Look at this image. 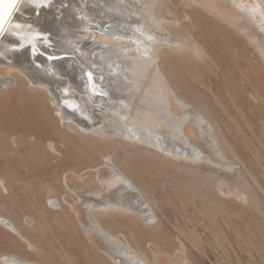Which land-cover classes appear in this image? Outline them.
Wrapping results in <instances>:
<instances>
[{
	"label": "rangeland",
	"instance_id": "obj_1",
	"mask_svg": "<svg viewBox=\"0 0 264 264\" xmlns=\"http://www.w3.org/2000/svg\"><path fill=\"white\" fill-rule=\"evenodd\" d=\"M101 1L94 0V4L91 3V7H96ZM108 1L112 2L111 4L113 5V0H105L104 3ZM148 1L122 0L120 1V6L117 3V5L114 4L118 8H116L117 10H112L113 12L109 14L107 10L106 16L109 19L104 25L106 28H109L111 33L115 28H121L122 30L116 29L117 33L115 31L113 33H116H114L115 37H121L120 35L122 34L121 39L123 40L135 34L145 36V33L138 32L136 27L133 26L131 29L133 32L129 28L132 27V24H139L140 21L138 20L144 21V25L140 23L141 26H145L147 22L150 23V26L153 25L155 20L153 17L148 16L146 10ZM188 1L165 0L162 7L163 9L165 8L163 16L167 17V19L178 20L179 23L189 27L184 28L179 33L183 36L194 35L203 45L204 49L210 51L214 57L211 60L184 59L179 54H172L170 57L173 63L168 70V74L174 87L179 86L182 95L209 117L214 125L219 146L229 159L226 158L225 160L224 158L221 160L222 163L219 166L213 164L212 166L205 160L206 158H217V156H212L217 149L214 150L215 147L210 146L211 140L208 135L206 138H196L192 135L194 143L192 141L187 143L190 146L188 147L187 145V149H185L186 143L183 144L179 138L177 139L178 141L174 140L177 137L173 138L171 133L167 134L168 131L160 127L156 128L160 132L156 130L154 135L157 134V139L160 141L167 139L168 141L163 142L165 145L171 146L170 151L172 153L183 154L182 158L184 159L181 160L179 158L171 161L146 149H139L135 145L125 144L117 140L94 141L73 134L74 140L78 144L75 148L58 136L60 129L66 130L62 125H57L58 130L56 134L40 132L41 138L44 141L43 146L42 144L39 145V143L35 145H16L12 142L11 137L3 141L2 136L4 131L0 127V175L4 176L9 183V190H5L0 200L1 211L13 219L35 244L47 249V251L49 250L50 262L62 264H112L96 247L90 244L80 226L78 218L69 216L67 208L61 210L60 205H58L59 201L56 199L58 206L52 207L48 199L50 195H53L61 198L63 201L65 195L67 196L68 191L64 187L63 180L66 171L72 169L82 171L89 166L98 167L103 162L104 154L110 153L119 166L145 192L147 199L154 208V213L150 211V214L153 217L155 214L157 215V219L151 224H143L140 220H136L135 225L131 223V228L126 223L113 224L110 228L117 233L118 239L124 237L122 233L130 235L133 243L140 246L148 257H151L148 243L152 244L151 247L153 246L155 250L162 252L156 245L151 243L154 241L162 249L172 254L173 258L184 255L181 254L184 252L190 259L191 264H264V68L259 63L256 53L247 45L245 39L225 28L223 24L211 21L216 26L210 23V25L204 24L201 28H192V23L188 22L185 17L186 14L196 16L198 9L194 5L191 6V2ZM49 3H52V0ZM125 3H127V6ZM136 3L137 6H134ZM128 4L130 7H128ZM230 6L226 2L221 7L223 10L227 9V11L230 9L228 12L234 13L233 8ZM38 12L37 15L39 16L40 12ZM110 14L114 15V17ZM56 15L57 13L51 14L46 12L42 16L45 22H50ZM121 15L123 16L121 17ZM124 16L127 17L124 18ZM130 17L132 18L130 19ZM119 18H123L121 20L123 23ZM128 20L131 22L126 23ZM241 20L242 22H248V28L250 29L253 26L254 28L258 26L254 21L250 23L251 19L249 17H242ZM133 21H135V24ZM128 23L129 25H127ZM153 26L150 28H155V30L158 28L156 25ZM110 28L113 29L111 30ZM250 29H247V31H250ZM159 30L158 28V32ZM252 30L253 33L260 31ZM160 32L166 33L163 30H160ZM166 34L169 33L167 32ZM79 36L81 35L79 34ZM256 36H259L260 41L261 39L263 40L261 35ZM87 38L81 37L76 43L69 39L68 43L72 41L69 44L70 47L68 46L69 49L72 48L71 50H73L75 44H81L82 46L79 45V47L82 48L84 45L90 47L95 44L98 45V42H100L96 40L97 43L93 44L94 39H91L92 37ZM90 39L93 42H90ZM128 39H130V42H133L132 38ZM80 40L82 43H78ZM51 42L52 44L48 45L46 49L56 50L55 42ZM71 44L73 47H71ZM102 45L104 49L107 47L105 43H102ZM121 45H116L117 48H114V50L117 49L116 51H118V49L122 48ZM68 47L65 48L68 49ZM86 47L84 46L85 49L88 48ZM69 49L64 50L70 52L71 50ZM118 53L120 55L121 52ZM65 54L72 56L69 53ZM66 57L47 58L51 61H60ZM93 57L94 54L92 55ZM135 64H131V66L135 67ZM77 67L73 68V70H76L75 72L78 71ZM135 68L140 69L139 81L142 79L146 80L144 73L146 69L142 68L145 70L143 72L140 67L138 68L137 66ZM100 70L95 69L93 72L97 71V74L100 72V80L104 81V78H102L103 72ZM75 72L72 71V74H75L72 76L77 78ZM155 78H157L156 84L158 83L157 85H159L163 77L154 76L150 79V83L155 84ZM75 80H79V78ZM106 81L112 82V80L108 79ZM142 82L144 81L142 80ZM166 85L168 84L166 83L164 87H167ZM132 88L134 92L132 90L130 92V89L127 91L133 96V98L131 97L132 99H130V94L125 92L130 102L136 98V94L138 93V88ZM145 95V99L141 102L138 101L140 104L135 111V113L137 112L136 114L140 112L139 114L142 118L140 115L139 118L141 119H144L145 116L141 112L150 111L148 109L157 107V102H159L150 90H147ZM168 96V99L162 102L167 105V111L170 116L177 118L185 114L186 117H189V115L192 117L193 113L196 116L198 111L192 104L189 103L187 105L186 102L177 100L172 91H169ZM4 100L5 95L0 94V107L3 106ZM112 101L113 103L115 101L118 105H123L121 104L122 101L120 102L118 99H113ZM40 102L43 104L42 101ZM96 105L89 104V108L97 115L101 110L98 106L104 105V98L98 100V104ZM110 111L108 112L107 110V113H110L111 116L112 113L116 115L115 117L113 116V119H116L115 126L120 128V121L117 118L120 117V114L117 111ZM126 111L128 112L127 109ZM101 112H104L103 109ZM41 113L46 114L47 111L41 110ZM153 113L148 114L147 118L157 120L159 116L158 112H155L154 115ZM188 113L193 115L191 116ZM102 114L104 115V113ZM187 121V123L184 121L183 127L181 126V130H183L181 133L191 130V128L193 129V122H190V119ZM207 122L205 121L204 124L206 131L209 128V122ZM206 125L207 128L205 127ZM125 126H128L127 122H125ZM107 127L110 130L114 129L109 123ZM139 132V136H148L149 140H152L151 143L157 146L158 142L155 141L156 136L151 135L150 132L145 130ZM49 137L56 138L58 152L46 148L45 142ZM172 142H174L173 145ZM192 143H199L197 146L200 147L199 150L202 149L199 152L202 155L198 153L197 155L203 156L204 152H207L206 150H208L207 153L209 155L206 153L207 155L205 154L204 158L200 159L194 151L192 154V148H190ZM178 145L179 147H177ZM199 145L204 146L202 148ZM196 157L200 161L196 160ZM189 160L191 161L189 162ZM99 170L96 168L93 171L85 170L80 172L81 174H78L80 176L78 178L82 179L86 175L88 177V174H94V178H96L100 174L98 173ZM240 186L242 187L240 188ZM243 187L247 188L243 189ZM53 188L54 190L51 191ZM245 191L248 192L250 197L246 195H243L244 197L241 195V197L239 195L235 196L240 193L246 194ZM48 193L50 194L48 195ZM92 194H94L93 191ZM210 207H212V210H210ZM26 217L28 219L34 218V221L28 220L26 222ZM122 217H125V215H120L118 218L123 219ZM131 235L133 236L131 237ZM124 240L125 238L122 241L117 240L115 242V240H110L109 242L110 245L112 244L111 246L120 247ZM182 248L185 249L183 250ZM35 250L37 249L27 247L26 243L17 235L0 228V252H14L31 258H42L40 254H34ZM158 251L157 253L161 254ZM59 255H62L66 259L68 258L70 262ZM173 261L169 264H177V262Z\"/></svg>",
	"mask_w": 264,
	"mask_h": 264
},
{
	"label": "bare ground",
	"instance_id": "obj_2",
	"mask_svg": "<svg viewBox=\"0 0 264 264\" xmlns=\"http://www.w3.org/2000/svg\"><path fill=\"white\" fill-rule=\"evenodd\" d=\"M104 1L105 0H102L93 8L91 7V3H93L94 0H52V3H49L51 0L23 1L19 13L15 16V19L21 22V26L12 28L11 31L14 34L6 36L3 40L4 42L0 44V94L5 95V102L3 106L0 107V127L4 131L2 136L3 141L11 137L12 142L16 145H35L39 143V145L42 144L43 146L44 141L41 138L40 132L56 134L58 130L57 125H62L66 130L63 131L60 129L58 136L75 148L78 144H76L77 142L74 140L73 134L94 141L117 140L125 144L135 145L139 149H146L149 152L171 161L179 158H181V160L184 159L182 158L183 154L172 153L170 151L171 146L165 145L164 143L167 139H161L162 141L157 139V134L154 135V133L158 130L156 128L160 127L166 129L168 131L165 130L167 134L171 133L173 138L177 137L176 139L174 138V140L179 138L183 144L186 143L185 149H187V143L193 142V137L206 138L208 135L211 140L210 146L215 147L214 150L217 149L215 151L216 153L213 151L214 153L212 156H217V158H206L205 161L211 165L219 166L222 163L221 160L224 158L226 160L227 157L219 146L213 123L201 109L196 108L182 95L179 86L174 87L168 74V70L173 63L170 57L172 54H179L180 57L184 59L197 58L200 60H211L214 57L212 53L208 50L206 51L194 35L189 34L188 36H183L179 33L181 30H184V28L189 27L179 23L178 20L167 19V17L163 16V10L165 8L163 9L162 7L164 6L165 0H149L146 10L148 16L153 17L155 20L153 25H156L161 31L163 30L169 34L160 32V30L158 32L157 27V31L155 28H150L153 25L150 26L148 22L145 26H141L140 23L144 25V21L138 20L140 21L139 24H132V27L129 28L128 26V28L131 30L134 26L138 32L145 33V36H138L135 34L128 37L132 38L133 42H130L128 38H126V40L121 39L122 34L120 35L121 37H115L117 33L115 30H120L121 28H115L113 31L116 33L114 32V34L113 31L111 33L109 28H106L104 25L109 19L106 13L107 10L109 11L108 14L113 12L112 10H117L116 8L118 7L114 4L117 3L120 6V1L122 0H118L119 2L113 0V5L111 4L112 2L110 3L108 1L104 3ZM188 2H191V6L194 5L198 9V14L196 16L186 14L187 18L185 17L188 22L192 23V28H201L204 24L210 25V23L215 25L212 23L214 21L223 24L225 28H228L233 33L245 39L247 45L256 53L259 63L264 68V0H189ZM226 2L231 5L230 7L233 8L234 13L228 12L230 9H228V11L227 9H225L226 11L222 9L221 6ZM43 4L46 6H43ZM129 4L128 7H130ZM125 5L127 6V3H125ZM15 6L10 8L9 0H3V3L0 4V9L5 13L6 23ZM134 6H137V3L136 5L134 4ZM38 11L40 12L39 16L37 15ZM46 12L51 14L57 13V15L50 22H45L42 15ZM111 16L114 17V15ZM122 16L123 15H121V17ZM126 17L124 16V18ZM242 17H249V19H251L250 23L254 21L258 26L254 28L252 24L253 28L251 29L256 31L260 30V33H253V30L251 31V29L248 28V22H242ZM131 18L132 17H130V19ZM121 20H123V18H121L120 21ZM129 20L126 21V23L131 22ZM133 23L135 24V21H133ZM127 25H129V23ZM247 29H250V31H247ZM131 32L133 31L131 30ZM79 34L81 36H79ZM113 34L114 36H112ZM168 35L171 38H168ZM256 35H261L263 40L261 39L260 41L259 36ZM81 37H92L91 39H94V42L91 39L90 42L92 41L93 44H95L97 40V42H101V45L100 42H98V45L95 44L92 46H90L91 44L89 43L90 45H88L90 47L87 46L88 48L84 45L87 49H85L84 46L82 47L85 49L84 50L79 47V45L82 46L81 44H75ZM69 39L75 41V48H73V50H71L72 48L69 49V44L72 42L70 41V43H68ZM51 41L55 42L56 50L52 51L51 49H46L48 43ZM79 42H81V40L78 41V43ZM102 43H105L107 46L105 49ZM120 44H122V48L119 47L120 49H118V51H116L117 49L114 50V48H117ZM36 47L45 51L48 55L69 53L72 54V56H67L60 61H51L47 57H42V54H38L37 49H35ZM65 47H68L71 51H65L68 50ZM71 47H73V45ZM118 52H121L120 55ZM117 53L118 55H116ZM93 54L94 57L92 58ZM131 64H135V67L138 66V68L146 69V71L142 69L143 72L145 71L146 80L142 79L144 82L141 80L142 74L140 76L141 81L138 79L140 69L138 70L134 66L132 67ZM75 66H78L77 72H75V69L73 70ZM95 69L102 70V78H104V81L100 80V72H98V74L96 73L97 71L93 72ZM72 71L77 74V78L72 76L74 74H72ZM89 74H91L90 77ZM154 76L164 78V80L163 78L160 80L161 86L160 84L157 85L158 83L156 84L155 81L157 78L154 80L155 84L150 83V79ZM78 78L79 80H75ZM107 79L112 80V82H107ZM164 82L168 84L166 85L167 87H164ZM132 87L138 88V93L136 94L137 96L134 94L136 98L134 97L135 99L130 102L127 97L129 92L127 91L130 89L131 92L133 89ZM147 90H150L159 102H157L158 105L156 104L157 107L149 108L148 110L150 111L141 112L144 113L143 116L145 115L144 119H141L140 112L136 114L137 112L135 113V111L140 104L138 101L141 102L146 98L145 93ZM132 91L134 92V90ZM169 91L174 93L177 100L183 101L184 103L186 102L187 105L189 103L192 104L198 111L196 116L195 113H193L194 115L188 113L191 114V116H195L194 118H192L193 116L190 117V115L189 117L187 116V118L185 114L177 118L170 116L167 111V105L162 102L168 99ZM125 92H127V94ZM129 96L130 99L133 98L131 94ZM101 98H104V105L98 106L101 110L100 113L96 115L89 108V104L96 105ZM113 99H118L120 102L122 101L121 104L123 105H118L115 101L113 103ZM64 100L67 102H64ZM40 101H42L43 104H41ZM102 109L104 112H101ZM41 110H46L47 113L42 114ZM107 110L108 112L109 110L114 112L117 111V113L120 114V117H117L120 121V128L115 126L116 119H113V116L115 117L116 115L112 113L111 116L110 113H107ZM155 112L159 114L157 120L152 118L150 120L147 118L148 114L153 113L154 115ZM102 113H104V115ZM132 115L134 116L131 118ZM139 115L141 118H139ZM188 119H190V122H193V129L191 128V130H186L184 133H181V131H183L181 130V126L185 124L184 121L187 123ZM205 121L209 122L207 131L204 128ZM125 122L128 124L127 127L125 126ZM108 123L114 129H108ZM205 127L207 128V125ZM141 130H145L150 132L151 135L153 134L156 136L157 140L155 139V141L158 142L157 146L151 143L152 140L150 141L148 136H139V131ZM170 140L174 141L173 139ZM173 143L174 142H172V145ZM193 143L190 147L192 150H190L192 154L194 151L196 156L200 157L202 154L199 152L202 151V149L199 150L200 147L197 146L199 143ZM175 144L174 146L176 147ZM45 145L49 150L58 152L56 138H47ZM179 145L177 147H179ZM189 146L190 145H188V147ZM181 149L183 148L181 147ZM206 151L208 152V150ZM207 152H204V155ZM197 153L200 155H197ZM203 156H201L200 159L204 158ZM196 158V160H199L198 157ZM190 161L191 160H189V162ZM95 168L100 169L98 173L101 175L97 173L98 176L94 178V174L89 175L87 173L88 177H86L87 175L83 177L82 174L83 178H78L80 177L78 176L80 172L85 170L93 171ZM89 173L91 172L89 171ZM63 180L64 187L68 191L67 196L65 195L62 201L61 198L50 195L48 197L50 201L49 204L52 207L60 205L61 210L67 208L66 210L69 212V216L78 218L80 226L90 244L96 247L112 264H169L172 260H174L173 262H177V264H191L190 259L184 252L181 253L184 255L173 258L172 254L162 249L154 241L150 242L156 245L163 253L155 250L153 246L151 247L152 244L148 243L151 254V257H148L140 246L133 243L130 235L128 236L125 233H122V235H124L123 238H125L122 242V246L115 247L111 246L112 244L110 245V240H115L116 242L117 240L122 241L123 239L122 237L118 239L119 237L116 236L117 233L110 228L113 224H118L120 222L122 224L126 223L128 227L131 228V223L135 225L136 220H140L143 224H151L157 219L156 214L154 217L150 214V211L154 213V208L147 199L143 189L140 188L132 177L119 166L112 154H104L103 162L98 167L89 166L82 171H76L75 169L66 171ZM241 187L242 186H240V188ZM246 188L243 187V189ZM5 190H9V183L4 176L0 175V200ZM52 190H54V188L51 189V191ZM92 191L94 194H92ZM49 194L50 193H48V195ZM238 195L249 196L248 192H246V194H236L235 196L237 197ZM55 199L59 201L58 205ZM210 210H212V207H210ZM120 215H125V217L120 219L118 218ZM214 216L216 217V215ZM28 220L34 221V218L28 219V217H26V222H28ZM0 228L20 237V239L26 243L27 247L32 249L36 248L37 250L34 251V254H40L42 257L36 259L14 252H0V264H62L50 262L49 250L47 251V249L35 244L13 219L1 211V208ZM221 229L223 230L222 227ZM130 231L132 232L131 229ZM132 236L133 235H131V237ZM157 251L161 254H158ZM59 256L70 262L68 258L66 259L62 255Z\"/></svg>",
	"mask_w": 264,
	"mask_h": 264
},
{
	"label": "water",
	"instance_id": "obj_3",
	"mask_svg": "<svg viewBox=\"0 0 264 264\" xmlns=\"http://www.w3.org/2000/svg\"><path fill=\"white\" fill-rule=\"evenodd\" d=\"M24 0H19V3L16 4L15 8L13 9V11L11 12L10 16H9V19L11 20V24L12 26L11 27H8V24L6 23L5 24V27H6V31L3 33V34H0V44H2L4 41V39L6 38V36L8 35H11V34H14L12 33V28L16 27V25H19L21 26V22L16 20L15 19V16L17 13H19L20 11V7L22 6V3H23ZM45 4H43L44 6ZM8 19V20H9ZM49 36V35H48ZM40 37V36H39ZM52 42H49L48 45H51ZM35 49H38L37 47ZM38 53L39 54H42L43 56L45 57H49L51 59H55V58H61V57H65V56H69V55H66V54H60V55H48L46 54V52H43L41 51L40 49H38ZM52 56V57H51ZM66 102V101H65Z\"/></svg>",
	"mask_w": 264,
	"mask_h": 264
},
{
	"label": "snow or ice",
	"instance_id": "obj_4",
	"mask_svg": "<svg viewBox=\"0 0 264 264\" xmlns=\"http://www.w3.org/2000/svg\"><path fill=\"white\" fill-rule=\"evenodd\" d=\"M3 3V0H0V4ZM17 3H19V0H9V7H14ZM6 21H5V13L2 9H0V34H3L6 31L5 27ZM8 27H11V20L9 19L7 21ZM16 27H19V25H16ZM91 74H89V77Z\"/></svg>",
	"mask_w": 264,
	"mask_h": 264
}]
</instances>
